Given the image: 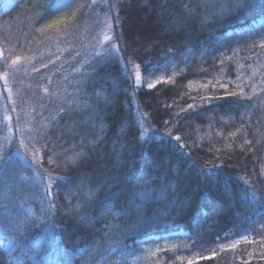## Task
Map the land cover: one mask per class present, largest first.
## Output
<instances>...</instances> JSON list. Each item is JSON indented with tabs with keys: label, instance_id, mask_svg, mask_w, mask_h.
I'll return each instance as SVG.
<instances>
[{
	"label": "trees",
	"instance_id": "1",
	"mask_svg": "<svg viewBox=\"0 0 264 264\" xmlns=\"http://www.w3.org/2000/svg\"><path fill=\"white\" fill-rule=\"evenodd\" d=\"M49 2L50 0H0V48L5 50V55L23 54L37 57L32 65H26L27 75H24L22 70L21 74L9 80L13 99H16L18 90L24 92L26 98L31 97L29 104L25 106V111L28 108H35L39 112L40 105L46 104L48 111L45 115L50 114L64 102L66 99L63 94L64 89L67 88L70 92L71 85L66 84L63 77L67 76L68 80H74L80 72V60L83 59V55L76 57L78 49L72 48L62 49L60 53H56L59 59L55 56L49 57L45 46L38 43L39 36L34 32V28L61 14V12H52L48 8ZM145 4L148 6L144 7ZM163 5L172 9L176 6V0H133L131 5L128 4V0H124V11L120 12L122 24L115 30L117 34L123 31L124 41L129 45L126 55L134 51L135 62L142 65V75L146 77L148 73H152L151 79L147 82L159 78L162 74H165L167 78L172 71H174L172 74L175 73L174 82L160 83L152 89L147 88L144 83L133 96L130 82L123 79L120 66L113 63L110 66L112 76L119 80L121 89L129 90L128 92L120 91L114 95L113 84L103 79L97 80L94 87L87 89L90 94L101 89L105 90L100 98L94 97L90 103L96 107V114L104 117L103 123L107 126V135L102 145L97 146L96 152L91 153L92 159L83 171L92 176L93 186L99 173L111 169L112 174L118 172L120 175H125L129 171L128 166L141 175L147 172L149 175H166L169 180H173L176 179V175L169 169L172 164H175L184 182L190 181L188 185L193 184L190 190L192 195L187 194L184 197L187 191H183V188L179 189L180 199L186 198L183 211L178 214L173 209L158 224L139 228L134 231V234L128 230L134 227L121 228L126 230V234L122 231L119 236L121 242L115 246L114 251L105 254L108 264H132L131 259L143 246L154 245L159 241L167 240L171 243H181L183 240L186 243L193 241L191 236L185 235L186 233L199 234L195 245L202 242L206 252H210L215 247L212 242L217 235L221 237L219 243L231 242L232 239L239 238L246 230L254 239L264 235V230L259 228V224H251L247 219L250 216L257 218L255 214L264 212V207L259 202L250 203L241 200V190L244 185L238 178L240 175H251L255 169L256 179L264 180L259 176L260 163L264 162V150H260V146L257 145L254 150L255 155L244 154L246 164L243 166L236 164L231 150L224 155L200 150L205 143H209V147L215 143L217 148H221L222 145L232 142L233 138L228 137L225 140V137L243 122L241 113L245 111V105L238 104L236 97L225 94L236 90L231 85L227 89L209 85L208 88L203 89L204 92L195 95L198 92L197 89H201V85L208 78L213 77L214 71L221 68L218 62L219 53L223 52L227 56L231 54L233 48L238 46V43L241 46L250 43L249 34L253 29H260L262 18H264V0H253V5L239 16L209 22L205 27L193 20L176 35H170L164 30L163 26L168 23L169 17L166 14L163 17L158 15L165 11ZM71 7L74 5L62 11L70 12ZM45 13L47 15L39 19L41 14ZM84 19L85 23L81 24L84 32L92 28L94 29L92 34H95L102 27L94 24V17ZM82 42L87 43V39ZM21 45L25 47L22 48ZM169 48L173 49L172 53L168 52ZM188 49L192 50L191 54H188ZM205 49L210 51L201 56V52ZM51 51L55 52V49ZM41 53L44 54L43 60H41ZM243 53L245 56L250 55L242 51L241 54ZM185 54L188 57L186 62ZM49 58L54 63L48 64ZM144 61H150L152 66L145 67ZM41 62L47 64V67L41 68ZM32 66L38 68L39 72H32ZM234 68L232 61L226 62L229 75L235 74ZM74 69L76 71H73ZM100 71L102 72L103 69ZM132 71L134 74V70ZM49 76L52 77V84L48 83ZM189 82L193 84L192 88ZM213 84H215L214 79ZM41 85L49 87L50 92L59 88L60 93L49 98L43 93ZM0 92L3 93V96H0V137H3L7 132L2 123L4 108L5 105H11V101L6 99L7 91L3 81H0ZM105 94L113 101L112 103H104L102 97ZM202 96L212 97V99L207 102L201 101ZM189 104H195L196 107L181 113L180 109H187ZM20 108L21 105L18 102L17 112H9L13 117V139L17 141L19 139V134L15 132L17 113L20 114L22 122L29 119L20 112ZM143 113L148 115L143 117ZM253 113L259 114V111L254 109ZM92 114V110L89 109L83 112L82 116L87 117ZM142 117L145 119L144 127L140 122ZM170 117L173 118L172 122L164 125L163 121ZM175 121H179V124L173 127ZM95 122L97 125L101 123L100 120ZM166 129H170L173 136L181 135L183 142L191 145L193 141H196L201 144V147L191 149V156L187 155L190 149H178L177 142L165 135ZM90 132L91 129L87 127L80 129L81 135L90 134ZM252 132L253 129H249L248 139H253ZM201 136L204 137L202 141ZM79 139L80 136L74 138L67 136L65 147ZM114 140L119 141L115 145L117 150H120L121 143L127 146L126 150L121 152V166L118 169L115 167L117 157L113 153ZM234 142L242 141L237 139ZM13 149L21 154L24 152L18 144L13 145ZM236 152L241 155L238 148ZM68 154L71 155V152ZM8 155L11 159L6 166L7 175H5V166H0V264H83L85 260H88V264H94L93 258L99 261V256L90 248L83 253L79 252V248L88 245L94 237L102 240L103 248H108V241L103 237V232L84 228L72 220H66L62 215H57L55 223L64 225L63 234L55 230L49 232L43 228L30 229L27 238L21 234L24 225L19 224L18 227L17 224L28 217L27 208H34L37 215L41 205L39 201L32 198L33 193L37 192L31 179L33 173L27 169L25 162L19 156H14L12 153ZM221 160L224 161L222 167H210L211 164H219ZM169 161L171 163H168ZM205 164L209 165L210 174L215 173L214 178L201 177L200 166ZM157 165L159 170L153 172ZM45 167H48L46 163ZM56 171L70 178L68 181H62L59 189L54 190L59 193V203L65 205L64 193L68 188L75 186L78 176L71 167L59 168ZM23 176L30 179L24 180ZM157 182L159 181H154L156 188H158ZM224 184L231 187L233 199L230 200L223 194ZM39 191L42 192V189ZM259 193L264 195V186L259 188ZM106 195L108 193L100 192L99 200H104ZM72 202L76 203V200L73 199ZM99 210V201L93 208L88 209L93 215L98 214ZM237 213L240 215L238 216ZM259 220L260 223H264V217H260ZM106 223V220L98 222L95 228L103 229ZM252 229L256 231L252 232ZM226 234L227 239L224 238ZM112 239L116 240L117 237L113 236ZM254 249V256H258L260 251L258 244L242 243L236 250H226L223 253L216 247L217 256L212 259H201L197 264L206 262L242 264V261L248 260L246 253ZM170 251L169 249L161 250L156 256L152 255L146 264H169L170 258L176 256L181 250L178 248L176 251ZM176 261V264H187L186 260ZM100 264L104 262L100 261ZM249 264H264V261L252 259Z\"/></svg>",
	"mask_w": 264,
	"mask_h": 264
},
{
	"label": "snow or ice",
	"instance_id": "2",
	"mask_svg": "<svg viewBox=\"0 0 264 264\" xmlns=\"http://www.w3.org/2000/svg\"><path fill=\"white\" fill-rule=\"evenodd\" d=\"M132 2L133 0H128L129 5ZM72 5L74 7H71L70 12L62 11ZM252 5L253 0H176L174 8L168 9L166 5H163L165 11L158 13V15L163 17L166 14L169 17L164 30L170 35H176L193 20L203 26L217 19L223 20L239 16ZM147 6V4L144 5V7ZM48 8L52 12H61V14L56 16L55 19L47 23H41L39 27L34 28V32L39 36L38 43L45 46V51L49 57L55 56L56 59L60 58L56 53H60L62 49H78L76 57L83 55V59L80 60V72L74 80H68L67 76L63 77L66 84L71 85V91L69 92L67 88L64 89L63 94L66 99L50 114L45 115L48 111L46 104L40 105L39 112L35 108H28L25 111V106L29 104L31 97L26 98V94L18 90L16 99H13V90L9 86V80L21 74L22 70L23 74L27 75L26 65H32L37 60V57L23 54L5 55V50L0 48V81H3L4 88L7 91L6 99L11 101V105H5L4 108L2 123L7 132L3 137H0V166H5V175H7L6 166L11 159L8 153H12L14 156H19L25 162L27 169L33 173L31 179L37 192L33 193L32 198L39 201L41 206L39 215H35L32 208L28 207V217L17 224L18 227L19 224L24 225V230L21 234L25 238L28 237L30 229L36 228H43L49 232L55 230L63 234L64 225L55 223L59 214L66 220H72L84 228H92L96 232H103V237L108 241V248H103L102 240L94 237L88 245L79 248V252H86L90 248L100 258L99 261L93 258L94 264H100V261L108 264V261L105 260V254L114 251L115 246L121 242L119 236L122 231L126 234V230H121L120 225L113 223V221H118L121 217H134L137 225H142L145 222H158L162 216L168 213L159 208L153 209V205L168 201L169 196L172 199L170 203L165 205L166 208L169 210L175 209L179 214L183 211L186 204V198L182 200L178 195V190L181 189L184 178L180 175L179 168L175 164H172L169 169L176 175V179L173 180H169L166 175H149L147 172L141 175L128 166L129 171L125 175H120L118 172L117 174H112L111 169L99 173L93 186L92 176L83 171V168L92 159L91 153L96 152L97 146L102 145L107 135V126L103 123L104 117L96 114V107L90 101L94 97L100 98L101 93L105 92V90L101 89L90 94L87 89L94 87L97 80L103 79L113 84L114 95L120 91L128 92L129 89H121L119 80L112 76L110 66L113 63L120 66L123 79L130 82V86L133 89L131 95L133 96L143 83H146L149 89L155 88L160 83H173L175 73L167 78L160 76L151 80V82H147L151 79L152 73H148L146 77L142 75V65L135 62L134 51L132 54L126 55L129 45L124 41V33L121 30L117 34L115 30L117 26L122 24L120 12L124 11V0H50ZM44 15H47V13L41 14L39 19H43ZM85 17L89 19L94 17V24L102 26L100 30L96 31L95 34H92L94 31L92 28L84 32L81 24L85 23ZM249 36L250 43L242 46L238 43V46L232 49L230 55L225 56L223 52L219 53L218 62L221 65V75L225 72L226 61H232L234 58L239 57L242 51L250 54L243 59L250 60L254 58V63L247 65V68L250 69V74L246 75L243 71H240L236 75L235 81H229V83L234 84L236 90L225 93L228 96L236 97L238 104L245 105V111L241 113L243 122L240 123L235 131L229 132L227 137H225V140L228 137L233 138L232 142L222 145L221 148H217L215 143H213L208 148L209 153L224 155L227 154L228 150L235 151L238 148L241 154L253 153L255 155L254 150L257 145L260 146V150H264V131H262L264 129V71L260 70L264 68V63H258L261 56H264V18H262L260 29H253ZM85 39H87V43L82 42ZM21 47L23 48L25 45H21ZM53 48L55 52L51 51ZM207 51L210 50L205 49L204 52H201V56ZM168 52L172 53L173 49L169 48ZM191 53L192 50L188 49V54ZM43 55L41 53V60H43ZM187 58V54H185V62ZM51 63H54V61L49 58L48 64ZM143 64L145 67L152 66L150 61H144ZM40 66L41 68H46L47 64L41 62ZM238 67L244 68L245 65L238 63ZM101 69H103L102 72L100 71ZM132 70H134V74ZM31 71L35 73L39 72V69L32 66ZM73 71L76 70L74 69ZM258 75L259 80L253 82ZM47 80L49 84H52L51 76L47 77ZM216 83L222 89L228 88L227 83H220L219 80ZM209 84H212V87H216V84H213L212 81L202 84L201 87L206 89ZM189 86H191V82H189ZM40 87L49 98H53L60 93L59 88L50 92L49 87L43 85ZM246 88H250V91H246ZM0 96H3L2 92H0ZM102 98L105 104L113 102L106 94ZM200 99L207 102L211 101L212 97L202 96ZM18 102L21 105L20 112L29 119L22 122L20 114L17 113L15 118V132L19 134L17 141L13 139V117L9 112H17ZM167 107H171V105H167ZM195 107V104H189L187 109L181 108L180 112L183 113ZM89 109L92 110L93 114L83 117L82 113ZM254 109L260 112V117L255 122H252L250 117L253 115ZM147 115V113L142 114L143 117ZM96 120H100L101 123L97 125ZM172 120L173 118L170 117L164 120L163 123L164 125H169ZM178 124L179 121H175L173 127ZM81 127L91 129L90 134L81 135ZM249 129H253V139L247 138ZM165 135L177 142L178 149H190L187 153L189 156H191V149L201 147V144L196 141H193L191 145L183 142L182 136L179 134L173 136L170 129H166ZM67 136L73 138L80 136V139L78 141L74 140L72 144H68L65 147ZM203 139L204 137L201 136L200 140L202 141ZM237 139L242 142L235 143L234 141ZM117 143H119L118 140L113 141V153L117 157L115 167L118 169L121 166V152L126 150L127 146L121 143L120 150H117L115 147ZM16 144H18L19 148H23V154L18 150L14 151L13 145ZM69 152H71V155L68 154ZM257 159H260V157H257ZM45 163L48 167H45ZM168 163H171V161ZM223 163L224 161L221 160L219 164H211L210 167L220 168ZM69 167L76 172L78 179L75 186L68 188L64 193L66 204L62 205L58 200L59 193L54 192V190L59 189L62 181H68L70 178L60 175L56 170ZM208 168L209 165L207 164L200 166L202 178L215 177V173L210 174ZM158 170L159 165L154 167L153 172ZM259 176L264 178V162L260 163ZM238 178L244 185L241 190V200L250 203L259 202L264 207V195L259 193V188L264 186V180L258 181L256 179L255 169H253L251 175H240ZM22 179L27 180L30 178L23 176ZM154 181L160 182L159 188L154 186ZM198 187L199 184L197 185ZM113 188H117L119 191L113 192ZM40 189H42V192L39 191ZM100 192L108 193L104 200H99ZM223 194L230 200L233 199V193L228 184L223 185ZM73 199L76 200V203L72 202ZM97 201H99L100 210L98 214L93 215L88 209L93 208ZM149 212H151V216L148 215ZM237 215L239 216L240 214L237 213ZM255 215L257 218L254 219L250 216L247 219L251 224H259V228L264 230V223H260L259 220L260 217H264V212H257ZM104 220H108V223L104 224L103 229H96L95 224ZM9 222L11 223V220ZM255 231L256 229H252V232ZM185 235L192 237L193 244H185L183 248L191 251L199 239V234L186 233ZM113 236H116L117 239L113 240ZM224 238L227 239V234ZM220 240L221 237L217 235L215 241L212 242L215 247L211 249L210 256H201L199 253H194L192 257L177 256L176 260L183 261L187 259V264H197L201 259H212L217 256L216 247L223 253L226 250H236L243 243L247 245L258 244L260 251L258 256H254L255 249L252 252H247L248 260L242 261V264H249L252 259L264 261V235L254 239L246 230L239 238L232 239L229 243H219ZM178 247V245L173 244L170 250L176 251ZM165 248H168V245H165ZM200 248L204 250V245L201 244ZM159 252H161V248L157 247L155 252H152V255L156 256ZM83 264H88V260H85ZM169 264H175V262L172 261Z\"/></svg>",
	"mask_w": 264,
	"mask_h": 264
},
{
	"label": "rangeland",
	"instance_id": "3",
	"mask_svg": "<svg viewBox=\"0 0 264 264\" xmlns=\"http://www.w3.org/2000/svg\"><path fill=\"white\" fill-rule=\"evenodd\" d=\"M167 8H168V7H167ZM168 9H169V8H168ZM217 20L220 21V19H217ZM215 21H216V20H215ZM201 26H202V25H201ZM163 27H164V26H163ZM203 27H205V25H203ZM248 56H249V55H248ZM244 57H246V56H245V53H243V54L240 53V56H239V57H236V58H234V59L232 60V64H233V66H235V68H234L235 74H234L233 76L229 75V73H228L226 67H225V72H224V74L221 75V74H220V70H221V68H219V69H217L216 71H214V75H213V77H212V78H211V77L208 78V79L206 80V82L203 83V84H207L208 81H212V83H213V79H214V83H215L217 86H219V84H217L216 82H217V80H219L220 83H227V84H228V87L231 85L233 88H235L234 84L229 83V81H235L236 75H237L238 72H240V71H243L246 75L250 74V69L247 68V65H248L249 63H254V60H253V59L245 60V59H243ZM226 62H227V61H226ZM238 63H243V64L245 65V67H244V68H239V67H238ZM258 63H264V56H261L260 61H259ZM260 70H261V71H264V68H261ZM172 72H174V71H172ZM172 72H170V73H171V74H169L170 76H171V75H174V74H172ZM161 76H164V77H165V74H162ZM258 80H259V75L254 79L253 82H256V81H258ZM143 84H144V83H143ZM209 85H212V84H209ZM192 87H193V84H191V88H192ZM196 89H197V88H196ZM203 89H205V88H202V87H201V89H197L198 92H197V94H195V95L197 96V95H199L200 93L204 92ZM245 90H246V91H250V88H246ZM258 117H260V112H259V114H258V113H253V115L250 117V120H251L252 122H255V121L257 120ZM140 122H141L142 126L144 127V126H145V124H144L145 119H144L143 117L140 118ZM209 145H210L209 143H205V145H203L204 147H201L200 150H203L204 152H205V151L208 152V147H209ZM236 151H237V149H236L235 151H232V152H231L232 157L235 159L236 164H237V165H240V166L245 165V164H246V160H245V158H244L245 155H244V154L238 155V153H237ZM239 151H240V150H239ZM237 155H238V156H237ZM189 182H190V181H185V182L182 184V187H181V188H183V191H185V192L187 191V192L185 193L184 197H185L187 194L192 195L190 190L193 188V184H192V185H188ZM157 187H158V188L160 187V182H157ZM112 191H113V192H116V191H119V189L115 188V189H112ZM188 191H189V192H188ZM171 199H172V197L169 196L168 201H165L164 203H160V204H157V205H153V209L159 208V209H161L162 211L169 213V212L172 211L173 209L169 210L168 208H166L165 205H166L167 203H170V202H171ZM32 210H33V213L35 214V210H34V208H32ZM36 214L39 215L40 213L37 212ZM148 215L151 216V212H149ZM165 216H166V215H165ZM165 216H162V217L160 218L159 221L163 220V217H165ZM109 219H110V218H109ZM159 221H158V222H145V223H143L142 225H137V224H135V218H134V217H132V218H124V217H121V218L119 219V221H113V223H117V224H119V225H120V228H123V227H134L135 230H133V228H132V229H128V228H126V229L129 230V232H132V233L134 234V231H137L139 228H144V226H145V227H146V226H153V225H155V224H158ZM106 222L108 223V220H106ZM228 243H229V242H228ZM173 244L178 245V246H179L178 248H180V250H181V251H178V254H176V256H173L172 258H170V260H171L170 262L174 261L175 264L177 263V261H176V257H177V256L192 257L194 253H199V255H201V256H210V255H211V250H210V252H206L205 250H201L200 245L203 244L202 242L199 243V244H197V245H194V246L192 247L191 251H188V250H185V249L183 248V245H185V244L192 245V244H193V241H188V243H186L185 240H183V241H181V243H180V242H177V243H171V242H168V241L166 240V241H159V242H156V244H154V245H145V246H143L142 249L139 251V253L136 254V255L131 259V263H132V264H146V261L152 256V252H155V250H156L157 247H160L161 250H167V249L170 250V247H171V245H173ZM165 245H168V248H165ZM218 249H219V248H218ZM170 252H173V251H170ZM164 259H165V257H164ZM185 260L187 261V259H185ZM210 263H211V262H210ZM210 263H209V262H208V263L206 262L205 264H210Z\"/></svg>",
	"mask_w": 264,
	"mask_h": 264
}]
</instances>
